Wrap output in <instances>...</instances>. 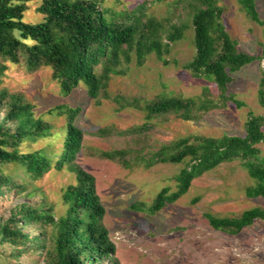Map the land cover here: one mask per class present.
I'll return each mask as SVG.
<instances>
[{
    "label": "trees",
    "instance_id": "16d2710c",
    "mask_svg": "<svg viewBox=\"0 0 264 264\" xmlns=\"http://www.w3.org/2000/svg\"><path fill=\"white\" fill-rule=\"evenodd\" d=\"M33 2L40 3L37 11L44 16L38 24L24 22ZM238 2L248 18L264 28L256 1ZM178 5L189 10L194 31L196 53L185 69L196 78L212 81L226 99L233 74L257 61L264 62V45L260 57L240 52L223 24L224 9L219 0H178ZM109 13L99 0H0V63L24 66L29 73L50 68L63 94L70 95L84 85L88 96L100 104L109 98L111 80L122 73V66L135 59L142 67L152 55L167 64L165 54L183 38L185 29L171 24L170 19L149 16L146 3L111 18ZM5 69L0 64V87ZM258 99L264 108V70ZM218 107L211 99L158 97L145 104L149 122L121 134L142 137L155 127L151 120L173 115L186 122H198ZM52 112L67 121L60 151L22 153L24 143L50 137L53 127L36 116L35 106L22 93L9 94L0 89V202L11 196L19 202L10 217L0 222V264H18L24 258L34 261L33 256L40 257L43 264H121L105 223L107 209L98 193L97 180L78 163L84 143V131L77 125L82 109L63 105ZM141 137L139 140L145 143L147 137ZM260 145H264V116L250 114L244 136L193 135L145 155L144 148H128L106 151L100 157L128 169L141 161L147 168L161 163L184 165L174 178L177 191L166 187L150 207L132 206L156 215L186 196L195 180L234 162L241 163L257 182L247 190V197L264 200V155ZM8 165L18 167L24 176L7 174L4 167ZM65 169L75 176V183L63 191L65 212L56 216L45 199L31 202L36 194L32 188L52 171ZM23 199L26 201H20ZM206 218L215 231L238 236L257 221L264 222V207L231 218L212 214Z\"/></svg>",
    "mask_w": 264,
    "mask_h": 264
},
{
    "label": "rangeland",
    "instance_id": "374dc122",
    "mask_svg": "<svg viewBox=\"0 0 264 264\" xmlns=\"http://www.w3.org/2000/svg\"><path fill=\"white\" fill-rule=\"evenodd\" d=\"M99 1L108 13L110 11L108 18L146 3L149 16L170 19L171 24L185 28L184 36L165 54L167 64L152 55L142 67L135 59L128 66H122V73L111 80L109 98L100 104L88 96L84 85L70 95L63 94L50 68L29 73L24 66L0 63L6 66L0 89L9 94L22 93L35 106L36 116L53 127L50 137L37 143H24L20 151L58 153L64 142L67 121L52 111L63 105L80 107L82 112L77 117V125L84 131V143L78 163L97 180L98 193L107 209L105 223L121 264H264L263 221H257L238 236H229L215 231L206 218L207 214L231 218L254 207H264V200L247 197V190L257 182L241 163L225 164L206 173L193 182L189 193L177 203L151 215L132 206L150 207L163 188L177 191L174 178L184 165L161 163L147 168L141 161L128 169L100 157L106 151L128 148H144L145 155L161 145L193 135L244 136L249 115L264 116L258 99L264 62L257 61L233 74L234 82L229 85L224 99L212 81L196 78L185 69L194 59L196 50L189 10L183 5L176 6L178 0ZM219 1L224 9L223 24L238 50L260 57L264 28L248 18L238 0ZM255 1L264 20V0ZM39 5L38 2L29 4L24 22H43L44 16L37 11ZM164 96L211 99L219 107L198 122H186L173 115L151 120L155 127L142 137L121 134L148 123L145 104ZM104 130L110 132L103 133ZM139 137H147L146 142H141ZM259 147L264 155V145ZM4 171L12 176H24L14 165L4 167ZM74 183L75 176L70 171H52L42 181L34 183L32 190L36 194L31 202L45 199L54 214L60 216L65 212L63 191ZM18 203L14 196L0 202V222L10 217ZM32 258L35 262L24 258L17 263L43 264L40 257Z\"/></svg>",
    "mask_w": 264,
    "mask_h": 264
}]
</instances>
